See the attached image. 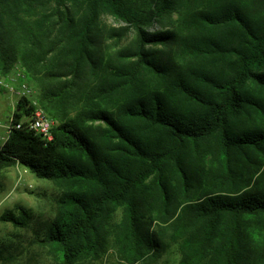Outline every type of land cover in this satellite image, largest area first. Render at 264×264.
Masks as SVG:
<instances>
[{"label":"trees","instance_id":"1","mask_svg":"<svg viewBox=\"0 0 264 264\" xmlns=\"http://www.w3.org/2000/svg\"><path fill=\"white\" fill-rule=\"evenodd\" d=\"M17 63L58 124L13 128L0 170L59 188L38 238L59 264L110 240L136 264L165 239L181 264H264V0H0V72ZM20 211L1 218L27 227Z\"/></svg>","mask_w":264,"mask_h":264},{"label":"rangeland","instance_id":"2","mask_svg":"<svg viewBox=\"0 0 264 264\" xmlns=\"http://www.w3.org/2000/svg\"><path fill=\"white\" fill-rule=\"evenodd\" d=\"M100 25L104 30H108L112 27L119 28L123 23L112 15L103 13L100 16ZM135 37L132 29L119 43L107 35L106 42L102 43L103 48L107 54L117 53L119 49L130 45ZM19 70L26 74L19 63L7 74ZM31 86L35 89L33 85ZM12 103L15 101H12L11 95L3 93L0 89L1 136L6 134L4 125L12 113ZM59 195V188L51 180L37 177L30 169L19 163L0 170V249L3 251L0 254V264H59L53 252L38 241L55 215ZM22 207L28 209L32 215L27 227L1 218L8 210L19 215ZM120 216L121 212H118L116 220H119ZM107 248L99 259H84L76 264H128L120 257L112 240L109 241ZM181 258L178 243L165 239L160 255L136 264H181Z\"/></svg>","mask_w":264,"mask_h":264},{"label":"built area","instance_id":"3","mask_svg":"<svg viewBox=\"0 0 264 264\" xmlns=\"http://www.w3.org/2000/svg\"><path fill=\"white\" fill-rule=\"evenodd\" d=\"M0 89L3 93L10 94L15 101L12 103L13 109L9 120L4 125L6 134L0 135V149L9 138L13 128H20L24 121L27 122L30 129L40 134L46 141L52 140L53 130L58 122L41 107L37 98V91L28 83L24 71L19 70L9 74L0 72ZM20 100H26L27 108H31V110L24 115L22 121L15 122L17 104Z\"/></svg>","mask_w":264,"mask_h":264},{"label":"crops","instance_id":"4","mask_svg":"<svg viewBox=\"0 0 264 264\" xmlns=\"http://www.w3.org/2000/svg\"><path fill=\"white\" fill-rule=\"evenodd\" d=\"M12 99V98H11ZM12 101H13V99H12Z\"/></svg>","mask_w":264,"mask_h":264}]
</instances>
